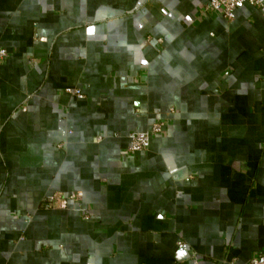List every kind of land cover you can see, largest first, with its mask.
Returning <instances> with one entry per match:
<instances>
[{
	"label": "crops",
	"instance_id": "obj_1",
	"mask_svg": "<svg viewBox=\"0 0 264 264\" xmlns=\"http://www.w3.org/2000/svg\"><path fill=\"white\" fill-rule=\"evenodd\" d=\"M207 1L0 0V264H193L177 240L198 264L264 251V17Z\"/></svg>",
	"mask_w": 264,
	"mask_h": 264
},
{
	"label": "built area",
	"instance_id": "obj_2",
	"mask_svg": "<svg viewBox=\"0 0 264 264\" xmlns=\"http://www.w3.org/2000/svg\"><path fill=\"white\" fill-rule=\"evenodd\" d=\"M244 3H249L256 6L264 17V1L263 0H209L203 3L200 7L202 13L214 12L223 16L227 20L234 18V12ZM157 43H161V38L156 39ZM4 50H0V55H4ZM67 94L77 98H83L84 95L79 88H65ZM170 112L172 109L169 110ZM165 120H156L152 122L147 129L134 130L128 134V142L124 148L125 155H133L138 152L145 151L150 144V139L153 135L161 134L166 129ZM82 200V193L74 190L68 193L54 192L49 195L42 203L44 208H57L65 206L66 204H79ZM81 216L83 219L88 218V212L82 210ZM176 247L184 249L187 252V258L193 264H198L199 259L196 252L187 246L183 241L177 240ZM245 264H264V251L251 257Z\"/></svg>",
	"mask_w": 264,
	"mask_h": 264
}]
</instances>
